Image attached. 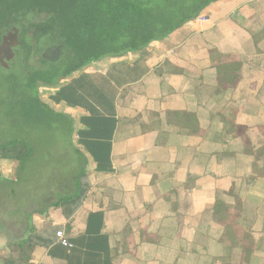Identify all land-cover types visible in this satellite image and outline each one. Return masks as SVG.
<instances>
[{
	"label": "crops",
	"instance_id": "0c3cea01",
	"mask_svg": "<svg viewBox=\"0 0 264 264\" xmlns=\"http://www.w3.org/2000/svg\"><path fill=\"white\" fill-rule=\"evenodd\" d=\"M200 16L40 87L71 122L87 178L75 199L0 218V264H264V0ZM224 64L240 66L234 88L219 85ZM176 112L195 114L198 133ZM232 194L255 239L245 256L212 219Z\"/></svg>",
	"mask_w": 264,
	"mask_h": 264
},
{
	"label": "trees",
	"instance_id": "16d2710c",
	"mask_svg": "<svg viewBox=\"0 0 264 264\" xmlns=\"http://www.w3.org/2000/svg\"><path fill=\"white\" fill-rule=\"evenodd\" d=\"M215 1L0 0V68L4 64L8 66L9 71L4 75V79L7 76L10 81L8 89L10 93L19 90L27 108L21 113L25 121L18 124L19 137L0 141V161L11 159L17 163L15 179H0V199H17V207L11 214L27 213L29 207L23 206L19 199L30 200L36 195L35 189L20 191V185L23 175L28 173L29 162L38 157L39 151L42 154L46 151L54 175L46 190L52 199L51 206L75 199L80 179L87 178L86 158L71 140V122L40 99V87L56 86L61 79L90 62L142 49L198 18L204 8ZM42 16L45 18L38 21ZM16 25L19 26V45L6 48L4 41L13 34L10 29ZM55 50L61 52L58 60L47 58L54 55ZM219 73L220 87L234 88L241 78L237 65L224 64ZM229 74L231 79H227ZM174 114L180 119L181 127L190 134L198 133L195 114ZM34 170L31 169V175ZM259 175L264 176V171ZM88 190L89 187L85 193ZM232 195L235 198L233 209L217 200L212 219L224 229L220 241L241 245L242 256H245L254 247L255 239L250 229L238 224L243 203L238 195ZM38 203H43V197L38 198Z\"/></svg>",
	"mask_w": 264,
	"mask_h": 264
},
{
	"label": "rangeland",
	"instance_id": "374dc122",
	"mask_svg": "<svg viewBox=\"0 0 264 264\" xmlns=\"http://www.w3.org/2000/svg\"><path fill=\"white\" fill-rule=\"evenodd\" d=\"M45 18L42 16L38 19L41 21ZM9 68L7 65H3L0 68V101L2 105H0V141H7L10 138L19 137V126L25 119L22 118L21 113H25L27 108L24 106V99L20 98V91L15 90L10 93L11 90L8 89V84L10 81L7 79V74ZM9 81V82H8ZM23 125V124H22ZM41 150V148H40ZM38 152V157H34L32 161L28 164V173L26 172L23 175V183L20 185L22 188L20 191L35 189V193L32 192V196L35 195L34 198L30 200H22L19 201L23 204V206H27L34 210L39 206L44 205L46 202H51L50 195L47 193V188L51 184L53 180V172L50 171V165L47 161V153L46 151ZM51 155H49L50 157ZM44 157V161L42 158ZM6 160V161H5ZM0 161V179H15L16 170H17V163L15 160L5 159ZM35 168H34V167ZM68 166V164H66ZM65 166V167H66ZM31 169H35L34 174L31 175ZM34 177L32 178V176ZM41 196L43 197V203H38V198ZM17 199L14 197H9L6 199H0V218L8 219L9 216L13 217L11 212L12 210L16 209ZM20 213V212H19Z\"/></svg>",
	"mask_w": 264,
	"mask_h": 264
},
{
	"label": "flooded vegetation",
	"instance_id": "af4514ba",
	"mask_svg": "<svg viewBox=\"0 0 264 264\" xmlns=\"http://www.w3.org/2000/svg\"><path fill=\"white\" fill-rule=\"evenodd\" d=\"M13 34L12 35H8L6 37V40L4 41V46L6 48H14L17 47L19 45V26L16 25L14 26L12 29H10ZM61 52L59 50H55L54 51V55L48 56L47 58H49L50 60H58L59 56H60ZM37 62H41L40 59H36ZM16 65H14L15 67Z\"/></svg>",
	"mask_w": 264,
	"mask_h": 264
},
{
	"label": "built area",
	"instance_id": "2783aa9c",
	"mask_svg": "<svg viewBox=\"0 0 264 264\" xmlns=\"http://www.w3.org/2000/svg\"><path fill=\"white\" fill-rule=\"evenodd\" d=\"M199 20H205V17L204 16H200L199 17ZM58 238L60 240V242L64 245H70L69 242L67 241L66 237H65V234L63 232H58Z\"/></svg>",
	"mask_w": 264,
	"mask_h": 264
}]
</instances>
